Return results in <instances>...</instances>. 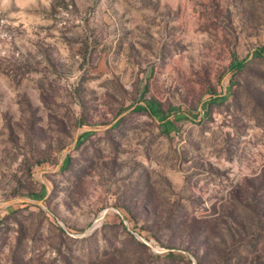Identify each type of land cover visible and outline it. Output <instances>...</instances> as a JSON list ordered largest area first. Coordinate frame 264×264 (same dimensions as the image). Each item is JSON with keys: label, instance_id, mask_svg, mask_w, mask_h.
I'll return each mask as SVG.
<instances>
[{"label": "rangeland", "instance_id": "rangeland-1", "mask_svg": "<svg viewBox=\"0 0 264 264\" xmlns=\"http://www.w3.org/2000/svg\"><path fill=\"white\" fill-rule=\"evenodd\" d=\"M0 264H264V0H0Z\"/></svg>", "mask_w": 264, "mask_h": 264}, {"label": "trees", "instance_id": "trees-1", "mask_svg": "<svg viewBox=\"0 0 264 264\" xmlns=\"http://www.w3.org/2000/svg\"><path fill=\"white\" fill-rule=\"evenodd\" d=\"M15 211H16V210L14 209V210L11 211V213H12V212H15Z\"/></svg>", "mask_w": 264, "mask_h": 264}, {"label": "water", "instance_id": "water-1", "mask_svg": "<svg viewBox=\"0 0 264 264\" xmlns=\"http://www.w3.org/2000/svg\"><path fill=\"white\" fill-rule=\"evenodd\" d=\"M19 201H24L23 199H18Z\"/></svg>", "mask_w": 264, "mask_h": 264}]
</instances>
